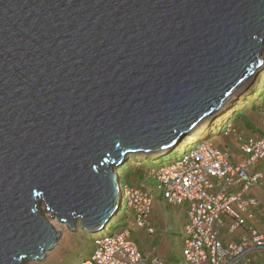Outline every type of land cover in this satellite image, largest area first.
Instances as JSON below:
<instances>
[{"label": "water", "instance_id": "95a60500", "mask_svg": "<svg viewBox=\"0 0 264 264\" xmlns=\"http://www.w3.org/2000/svg\"><path fill=\"white\" fill-rule=\"evenodd\" d=\"M263 55L264 0H0V264L45 260L51 219L103 230L116 170L211 126Z\"/></svg>", "mask_w": 264, "mask_h": 264}, {"label": "built area", "instance_id": "2783aa9c", "mask_svg": "<svg viewBox=\"0 0 264 264\" xmlns=\"http://www.w3.org/2000/svg\"><path fill=\"white\" fill-rule=\"evenodd\" d=\"M258 106L264 127V103ZM221 126L222 135L237 137L239 150L246 155L242 161L234 160L210 137ZM210 127L203 136L186 139L170 152L173 157L165 164L163 160L157 167L145 164V181L138 185L120 184L121 206H126L121 226L116 232H103L105 227L94 234L104 233L95 238L94 248L81 264H236L251 253L264 252V227L251 225L258 199L247 195L263 179V173L254 167L264 159V129L263 135L256 137L238 131L230 121L224 125L216 120ZM151 178L156 185L147 188L146 182ZM156 194L166 204L185 209L182 257L176 262L166 263L143 254L132 239L136 228H144L150 235L156 233L150 222ZM121 210L122 207L118 214ZM226 217L232 220V229L248 226L239 242L225 243L221 239L218 228Z\"/></svg>", "mask_w": 264, "mask_h": 264}, {"label": "crops", "instance_id": "0c3cea01", "mask_svg": "<svg viewBox=\"0 0 264 264\" xmlns=\"http://www.w3.org/2000/svg\"><path fill=\"white\" fill-rule=\"evenodd\" d=\"M249 110L243 111V113H248ZM251 119L249 115L246 117ZM244 121H234L233 125L238 131H244L248 134H253L256 137L263 135V125L249 126V124L243 123ZM217 144L226 152H228L231 157L236 161H242L246 155L241 151L238 152V141L236 136H221L216 140ZM233 148L236 151H233ZM145 165V164H144ZM138 167L137 171L143 170L144 175H139L134 183L131 185H138L140 182L145 181V167ZM255 170H259L263 173V179L260 185L251 188L247 195L255 196L258 199V205L254 208L255 219L252 221L251 225L262 228L264 227V159L259 161L254 167ZM147 188H150L153 184L146 182ZM155 207V209H154ZM155 213H154V212ZM168 214L167 219L163 220L157 219V214ZM151 224L156 227L157 231L153 235H150L144 228H136L132 232V239L137 243L141 252L145 255H151L152 258H159L166 263L179 261L182 257V233L187 222V217L185 209L182 206L166 204L162 200V196L159 194L155 195L153 208L150 216ZM232 220L228 217L225 218L223 226L218 228L219 235L225 243L229 242H239L241 238L247 233L248 226L240 225L235 228H231ZM138 232L140 237H147L148 243L139 241L134 234ZM141 239V238H140ZM158 244H157V243ZM150 243V244H149ZM236 264H264V252H254L247 255V258L237 262Z\"/></svg>", "mask_w": 264, "mask_h": 264}, {"label": "rangeland", "instance_id": "374dc122", "mask_svg": "<svg viewBox=\"0 0 264 264\" xmlns=\"http://www.w3.org/2000/svg\"><path fill=\"white\" fill-rule=\"evenodd\" d=\"M251 82L243 90V91H247L248 93L247 94H240L239 98H237V99L235 98L234 101H235V103L237 102V104H235V106L233 107V110H229L230 113L227 112L225 115L229 116L230 114H232V112H234L235 110H238L240 107L241 108L245 107L246 104L243 105V103L246 102V100H247L246 98H248V102H246L247 107L245 109L246 110L249 109V112L243 113L241 116H238V117L233 115V118L230 119V122L233 123L234 121L243 120L244 121L243 123H245L246 125L249 124V126L252 125V126L261 127L262 126V120L260 118L258 105H259V103L260 104L264 103V69L258 75H256V79L253 82V84H251ZM247 88H249V89H247ZM243 95H246V97L242 98ZM259 95H261V97L258 99ZM255 103H258V105L256 104L257 105L256 106ZM254 105H255V107H254ZM248 115L251 119V122H249V118L248 119L246 118ZM221 136H224V135L215 136L213 138L214 141L217 142L216 140H218V138ZM183 149H184V147L180 148L179 150H183ZM232 149H233V151H236V149L233 148V146H232ZM174 150L175 149H173V152H174ZM237 151L240 152L239 149H237ZM169 153L165 154L163 156L164 157L163 158V164H165L170 158L173 157V156H170ZM142 156H144V155H142ZM140 157H141L140 155L137 157L135 156L133 158L134 160L133 159L131 160V163H129V164L132 167H130L128 165V162H126L124 164V166H121L118 168V171H122L121 172V184H130L131 185L134 183L136 178L138 179L139 175H141V176L144 175L143 170L137 171V169H138L137 166L142 167L144 165V163L142 162L143 160H144L145 164H150L153 167H157L159 162L161 161V157H159L158 159L154 158V156H151V157L145 158V159H141ZM144 167H146V166L144 165ZM145 179H147V178L145 177ZM148 183L156 185V181L154 178H151L150 180H148ZM154 209H155V207H154ZM125 210H126V206H125V204H123L121 212L114 218V221H116V223L115 222H111L112 224L109 223L106 226V228L103 230V232H107V231L108 232L109 231L116 232V231H118V229L121 226V224H119L118 220L120 218H122V215L124 214ZM162 216H163V220H165V219H167L168 214L166 212L164 214L163 213L157 214V219H160V217L162 219ZM51 222L55 225V227L58 230L62 231V236L59 239L58 245L55 247V249L48 252V256L45 260H43V261H40V260L28 261L25 264H71L79 252H83L81 254V256L83 257L87 252L91 251L94 248V242H91V236L89 235V233L84 231L82 228L78 227L77 230L72 231V230H70V228L66 224L60 223L57 219H51ZM101 233H99V234H101ZM134 236L136 238L137 237L139 238L138 232H136L134 234ZM92 237H94V234H92ZM140 238L138 239L139 241L144 242V243H148L147 237H140Z\"/></svg>", "mask_w": 264, "mask_h": 264}, {"label": "bare ground", "instance_id": "6f19581e", "mask_svg": "<svg viewBox=\"0 0 264 264\" xmlns=\"http://www.w3.org/2000/svg\"><path fill=\"white\" fill-rule=\"evenodd\" d=\"M263 59H264V56H263ZM264 69V64H263V66L259 69V71H258V73H257V75L262 71ZM254 79V80H253ZM253 79L251 80L252 82H251V84H253V82L255 81V79H256V76H254L253 77ZM259 79V78H258ZM250 83V82H249ZM248 83V84H249ZM247 84V85H248ZM247 85H246V87H247ZM245 87V88H246ZM244 88V89H245ZM243 89V90H244ZM247 89H249V88H247ZM246 89V90H247ZM248 92L247 91H243L241 94H247ZM239 95L240 94H237V96H235L234 97V99L236 98H239ZM246 97V95H243V97L242 98H245ZM234 99H233V102H231L229 105H227V106H225V107H222L221 109H220V111L218 112V114H217V116H218V120H220L221 122H222V119H224V118H226L227 117V115H225L227 112H229V110H233V107L235 106V104H237V102L235 103V101H234ZM239 101V100H238ZM232 112V111H231ZM230 113V112H229ZM225 115V116H224ZM219 121V122H220ZM207 128H211L210 126H207ZM206 128V126H200L199 128H198V130L196 131V133H194V134H191L188 138H193V137H197V135H199V136H201L204 132H205V130L207 129ZM207 131V130H206ZM182 144V143H181ZM180 144V145H181ZM180 145H178V147L180 146ZM169 152V151H168ZM141 157V159H145L146 157H144V156H142V155H140ZM157 158V157H156ZM161 158H162V156H161ZM117 171V174H119V175H121V171H118V169L116 170ZM96 234V233H95Z\"/></svg>", "mask_w": 264, "mask_h": 264}, {"label": "trees", "instance_id": "16d2710c", "mask_svg": "<svg viewBox=\"0 0 264 264\" xmlns=\"http://www.w3.org/2000/svg\"><path fill=\"white\" fill-rule=\"evenodd\" d=\"M263 92V91H262ZM254 93V92H253ZM247 100H246V102H248V98H246ZM246 102H244L243 103V105L244 104H246L245 105V107H243V108H239L238 110H235L234 112H233V114L236 116V117H238V116H241L242 114H243V111H246V107H247V103ZM255 105H256V103H255ZM255 105H254V107H255ZM257 106V105H256ZM252 109V108H251ZM257 109V108H256ZM249 110V109H248ZM184 150V149H183ZM183 150H180V152H182ZM159 157H161V156H159ZM158 157V158H159ZM149 158V157H148ZM155 158V157H154ZM157 158V159H158ZM163 156H162V158H161V160H163ZM134 160V159H133ZM144 164H145V162H144V160L142 161ZM130 166V165H129ZM130 167H132V166H130ZM138 167H140V166H137V168ZM123 219V217L122 218H120L119 220H118V222H120L121 220ZM115 223H116V221H114ZM81 228V227H80ZM104 234V233H103ZM103 234H98V235H95L94 237H92V234H89L90 236H91V242H93L94 240H95V238H98V237H101ZM90 238V237H89ZM83 252H79L77 255H76V257L74 258V260L72 261V263L71 264H81V261L83 260V259H85V258H88V256L90 255V251L89 252H87L83 257L81 256V254H82Z\"/></svg>", "mask_w": 264, "mask_h": 264}]
</instances>
